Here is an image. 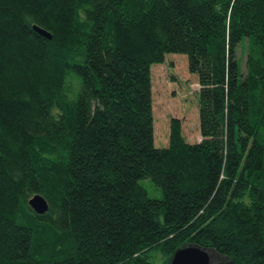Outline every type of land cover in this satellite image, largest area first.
I'll return each mask as SVG.
<instances>
[{
  "label": "trees",
  "instance_id": "16d2710c",
  "mask_svg": "<svg viewBox=\"0 0 264 264\" xmlns=\"http://www.w3.org/2000/svg\"><path fill=\"white\" fill-rule=\"evenodd\" d=\"M171 51L200 136L174 115L160 144L151 66ZM190 241L264 264V0H0V264H169Z\"/></svg>",
  "mask_w": 264,
  "mask_h": 264
},
{
  "label": "rangeland",
  "instance_id": "374dc122",
  "mask_svg": "<svg viewBox=\"0 0 264 264\" xmlns=\"http://www.w3.org/2000/svg\"><path fill=\"white\" fill-rule=\"evenodd\" d=\"M246 44L247 41L244 40L237 47L242 71L245 70L246 65ZM166 53L167 57L164 61L158 65L152 63L151 66L153 68L154 139L160 144L169 141L170 121L172 116L176 115L180 119L184 137L196 140L200 136L195 94L197 84L194 75L196 73L187 70L185 62L187 54L185 52ZM154 65L156 66L154 67ZM139 182L145 185L148 194L152 196L162 194L159 184L154 183L150 176L140 177Z\"/></svg>",
  "mask_w": 264,
  "mask_h": 264
},
{
  "label": "water",
  "instance_id": "95a60500",
  "mask_svg": "<svg viewBox=\"0 0 264 264\" xmlns=\"http://www.w3.org/2000/svg\"><path fill=\"white\" fill-rule=\"evenodd\" d=\"M37 30L50 36V31L43 26L34 25ZM30 205L34 210L44 212L48 207V199L39 191L28 197ZM210 247L197 244L193 241L182 243L175 248L171 255L169 264H210Z\"/></svg>",
  "mask_w": 264,
  "mask_h": 264
}]
</instances>
